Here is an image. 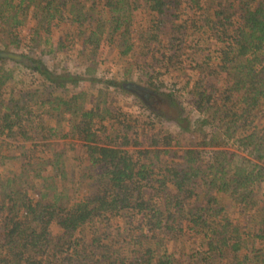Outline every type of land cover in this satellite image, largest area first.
<instances>
[{
    "label": "trees",
    "instance_id": "obj_1",
    "mask_svg": "<svg viewBox=\"0 0 264 264\" xmlns=\"http://www.w3.org/2000/svg\"><path fill=\"white\" fill-rule=\"evenodd\" d=\"M14 1L0 0V41L5 37L20 49L21 32L33 16L38 38L45 37L50 50L39 58L18 54L21 60L0 51V67L35 79L22 87L11 83L13 72L0 76V166L18 163L2 185L0 264H180L170 247L183 239L198 246V259L189 264H264V0ZM188 9L202 11L200 29L207 39L196 45L202 52L207 41L219 47L215 57L195 67L198 77L187 90L193 99L165 92L163 72L149 73L146 64L139 68L175 114L144 105L151 117L131 122L127 113L96 102L86 109L79 106L80 95L65 94L69 86L94 81L131 93L125 88L133 83L130 72L103 82L90 79L91 66L76 74L65 66L52 71L46 63L62 49L53 46V28L75 26L77 40L93 46L97 58L106 47H123L124 34L139 37L134 12L141 11L150 13L155 30L150 39L141 37L145 49L168 71L185 52L187 23L198 26L182 20ZM98 16L99 25L109 17L110 39L95 30ZM89 32L96 43L84 36ZM130 50L132 44L122 57ZM58 115L68 116L63 135L49 125L59 123ZM162 118L177 131L151 133ZM107 121L121 130L109 131ZM196 135L200 141L185 142ZM53 139H69V147L53 149ZM8 147L17 155H8ZM101 226L103 233L114 227L120 232L105 235Z\"/></svg>",
    "mask_w": 264,
    "mask_h": 264
},
{
    "label": "rangeland",
    "instance_id": "obj_2",
    "mask_svg": "<svg viewBox=\"0 0 264 264\" xmlns=\"http://www.w3.org/2000/svg\"><path fill=\"white\" fill-rule=\"evenodd\" d=\"M19 0H15L14 2H18ZM61 1V0H60ZM65 0L59 2L58 4H62ZM68 8H70L71 5H66ZM88 7V6H87ZM74 11L73 9H71ZM78 13V10L74 11V15ZM92 12L91 15H95ZM134 18L136 20V26H135V32L138 34L139 37H136L135 34L133 35L132 33L129 35L124 34L123 37L121 38L120 41V46H123L121 48H111V47H106L102 50H100L97 53V58L94 56L93 52H91L90 49H93V46L90 45V49L85 48V42L84 39L83 41L77 40L79 37L78 34L75 32V26L73 27L71 24L66 25L65 23L61 24L58 28H53L51 30V34L49 36H52V43L54 47H57V45L62 48L58 49L57 48V55L58 57L55 59H48L47 64L48 66L53 69V70H60L61 66H65L66 68L69 69L70 72L79 74V70H84L82 68H88L91 66V70L89 73L90 79L92 77L95 78V80H101L103 82H116L120 78V75L125 74L127 72H130L131 74V81L133 83H136L137 85L144 86L146 89H148L151 92V96L147 99L145 102L144 99L141 97L132 94V93H125L121 90H118L117 88H108L106 87L107 85L105 84H99L95 83L94 81H89L87 84L81 83L78 86H69L67 90V95H72V94H78L80 95V100L79 106L82 105L84 108H91V104L93 103H99L102 105V108L109 109V110H116L119 109L123 113H127L128 116H131V122L134 121H140L142 122L143 120H147L151 117V114L147 111L142 110V106L148 105V106H155L157 108H162L165 110V112H169L170 114H175V111L173 112V109L168 108L166 103L163 101L161 95H159L156 90L153 89V87H150L148 84V78L149 76H143L139 68H141L144 64H146L148 67L145 66V68L148 69L149 73L152 71V74H160L163 72V74L160 76V80L165 81V92H170V90H177V94L186 101H191L192 94H189L187 90L191 85H193L194 81L198 77V71H196L195 67L198 65L203 66V63L205 61V58L211 55V57L216 56V52L218 50V46L213 43L212 41H207L205 42V46L203 49L205 52H202L200 46L196 45L199 42V40H206L207 35L205 34V31L200 29L202 18L201 14L202 11H197V10H184L182 12V20H189L191 18L192 20H195V24L197 25H192L191 26L187 23L186 28L188 30V36L189 39L186 40V49L184 54L181 57H176L174 60L171 62V66H169L168 71L160 70V66L156 65L153 59L151 58L150 50L145 49L148 48L144 46V40L145 38L141 39L143 35H146L149 38V35L155 31L154 28L151 29L150 23L151 19L148 15L150 13H143L141 11H135L134 12ZM73 17V16H72ZM97 19H99V16L96 17V19L93 21L95 25V30L97 33L99 32V36H102L103 39L109 38L110 39V30L108 28V20L109 17L103 18L102 21L103 23L97 22ZM107 19V20H106ZM186 22V21H185ZM133 23V21H132ZM108 28V29H107ZM197 28V29H196ZM134 29V27H132ZM170 29H167L169 31ZM41 32L38 21L34 19L33 16L28 20L25 28H23V32L20 35V40L23 42L22 47L20 49H16L14 46L9 45V41H5V37H3V41H0V51H5L8 53H13L15 55H20L22 53L28 54V52H31L32 58H39V55L47 50H50V47L45 45V37L38 38L37 33ZM149 32V33H148ZM154 34V33H153ZM0 36H2V33H0ZM46 36V35H45ZM86 38L93 39L94 42L96 43L97 38L96 36H92L91 32L86 33L84 35ZM82 38H84L82 36ZM116 39L120 40L119 37ZM150 39V38H149ZM8 40V39H7ZM36 40L40 44V48L37 49V51L34 49V43ZM77 40V42H76ZM185 40V39H184ZM109 42V41H107ZM157 42V41H156ZM163 42V40H162ZM204 42V41H203ZM132 44V50L125 56L122 57V52L126 49L127 46ZM155 41L152 43V46H154ZM144 46V48L142 47ZM148 46V45H147ZM151 46V47H152ZM52 47V48H54ZM145 49V50H144ZM39 50V51H38ZM163 55L166 56L164 53ZM158 56H160L158 54ZM162 58V57H159ZM156 58V59H159ZM92 59V60H91ZM93 60H97L98 64H93ZM211 62L214 65V60L213 58L210 59ZM92 62V63H91ZM55 64V65H54ZM54 67V68H53ZM2 70H0V76H5L7 77L8 74H10V68H6V66H1L0 67ZM15 69V71L12 70L13 75L11 78V83H16L19 86H30L32 85L33 80L31 76L29 77L24 75L23 71ZM11 72V73H12ZM15 72V73H14ZM151 74V75H152ZM88 76V75H87ZM158 76V75H157ZM89 78V77H88ZM89 79V80H90ZM143 82V83H140ZM155 84V83H154ZM74 86V87H73ZM186 88V89H185ZM32 88H26L25 90H30ZM186 108V112L188 113L189 117L191 119L196 120L199 116L198 114L193 111L191 106L184 107ZM57 115V114H56ZM50 116V115H49ZM68 119V116L66 117L65 115H58L56 117V120H59V123L54 124L55 121L49 122L50 126H56L59 128V130L62 131V135L64 132L69 131L68 124L66 119ZM161 124H158L154 128H150V132L155 134L158 131H161L162 133H175L177 131L176 126H174V123L169 122L167 119L162 118L161 119ZM105 125L109 127V131L112 130H121V127L119 125H112L111 123L109 124V121L105 122ZM141 130H146L145 128L141 127ZM61 138V137H60ZM69 140V139H68ZM67 139H53L52 142H56V144H52L51 141H49V144L53 146V149H59L61 152V149L64 147H69ZM186 140L185 137L183 136L182 142ZM196 140L200 141L201 136L197 137V135L193 137H189L187 139L188 144L196 142ZM13 147L9 148V151H6L8 155L10 156H15L14 151L11 152ZM58 150V151H59ZM18 165L17 162L14 160L7 161L5 162L2 166H0V175L3 177H0V198L4 192L2 185L3 182L5 181L4 178H7L9 174L14 173L15 167ZM120 231H124L123 228V222L120 221L119 223ZM57 228H55L54 233H56ZM107 230V229H106ZM117 230V231H115ZM118 231V228L115 229L111 228L110 232L112 236H116V232ZM105 232V229L101 226L100 233ZM108 232L103 233L105 235H108ZM109 233V234H110ZM90 234L85 231L83 233V238L84 240L89 239ZM109 236H107L108 238ZM197 242L190 241V240H181V242L178 245H173L170 247V253L173 252L175 253V258L176 260H181L180 264H189L191 262L197 261L198 259V246L196 244ZM82 246V243H81Z\"/></svg>",
    "mask_w": 264,
    "mask_h": 264
},
{
    "label": "water",
    "instance_id": "obj_3",
    "mask_svg": "<svg viewBox=\"0 0 264 264\" xmlns=\"http://www.w3.org/2000/svg\"><path fill=\"white\" fill-rule=\"evenodd\" d=\"M7 57L9 58H13V59H16V60H21L22 58L18 55H13V54H8ZM127 90H129L132 94H135L141 98H145L146 100L151 96V92L144 88V87H141L137 84H133V83H129L126 85L125 87Z\"/></svg>",
    "mask_w": 264,
    "mask_h": 264
},
{
    "label": "crops",
    "instance_id": "obj_4",
    "mask_svg": "<svg viewBox=\"0 0 264 264\" xmlns=\"http://www.w3.org/2000/svg\"><path fill=\"white\" fill-rule=\"evenodd\" d=\"M82 69H84V70H79L80 72H79V74H81V73H86V68H82ZM52 71H55V72H57V69L56 70H53V69H51ZM122 76H123V74L122 75H120V78L118 79V80H121L122 79ZM86 77H87V74H86ZM118 80H116V81H118ZM81 83H84V81L83 82H78L77 84H75L74 86H78L79 84H81ZM73 86V87H74Z\"/></svg>",
    "mask_w": 264,
    "mask_h": 264
},
{
    "label": "flooded vegetation",
    "instance_id": "obj_5",
    "mask_svg": "<svg viewBox=\"0 0 264 264\" xmlns=\"http://www.w3.org/2000/svg\"><path fill=\"white\" fill-rule=\"evenodd\" d=\"M142 99H144L145 102L147 101L145 98H142Z\"/></svg>",
    "mask_w": 264,
    "mask_h": 264
}]
</instances>
